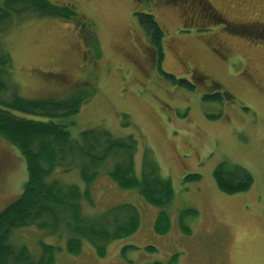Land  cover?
<instances>
[{
	"label": "rangeland",
	"instance_id": "1",
	"mask_svg": "<svg viewBox=\"0 0 264 264\" xmlns=\"http://www.w3.org/2000/svg\"><path fill=\"white\" fill-rule=\"evenodd\" d=\"M51 1L73 6L77 23L15 21L0 40L12 61L1 98L88 95L79 113L65 121L72 123L70 138L98 126L116 137L134 134L136 176L149 149L170 183L172 201L167 219L156 226L159 209L108 177L116 160L110 158L90 187L94 207L83 202V214L109 219L116 216L113 207L131 204L140 217L135 233L111 242L102 257L86 242L71 255L64 238L31 227L15 233L11 243L23 244L38 260L41 243L54 247L50 264H169L173 257V264H264V36L252 37L264 28V0ZM201 1L249 36L217 24L200 10ZM135 12L153 15L165 34L160 63L155 48L151 62L141 57L144 38ZM159 65L194 89L173 84ZM193 72L206 79L189 81ZM215 93L229 99L207 97ZM223 162L248 170L252 186L220 192L213 171ZM188 175L200 177L188 182ZM54 177L85 187L78 169L57 170ZM26 179L20 152L0 136V211L22 193Z\"/></svg>",
	"mask_w": 264,
	"mask_h": 264
},
{
	"label": "trees",
	"instance_id": "2",
	"mask_svg": "<svg viewBox=\"0 0 264 264\" xmlns=\"http://www.w3.org/2000/svg\"><path fill=\"white\" fill-rule=\"evenodd\" d=\"M137 17L160 63L164 57L163 30L153 15L140 13ZM27 18L78 21L71 5L57 6L51 0H0V40L15 21ZM216 22L221 26L226 25L220 17H217ZM228 27L232 33L249 36L239 26L231 28L228 24ZM11 67V57L2 44L0 93L7 91L3 77L10 73ZM158 71L173 84L194 89L190 82L164 73L160 65ZM191 80L198 81L199 77L192 74ZM207 97L213 101L229 99L224 93ZM88 98V95L79 93L61 99H27L14 93L12 98L4 100L0 96V136L20 152L27 172L22 193L0 211V264L53 262L56 250L52 246L41 243L43 258L38 260L23 244L15 246L11 243L15 233L30 227L64 238L66 249L71 255H78L86 242L100 257L111 242L135 233L139 228L140 217L138 210L131 204L113 207L116 216L109 219L83 214V202L94 207L90 187L99 174V168L110 158L116 160L108 177L121 190H135L148 204L159 209L156 226L167 219V207L172 201L170 183L160 176L149 149H144L140 177L136 176L134 155L138 140L134 134L116 137L108 129L98 126L82 132L78 139L70 138L68 126L72 123L67 124L65 121L77 115ZM128 125L123 123V126ZM76 169L85 185L83 190L54 177L57 170L70 172ZM199 177L188 175L185 181L198 180ZM213 180L217 189L224 194L247 191L253 184V177L248 170L225 162L214 169ZM161 232L166 231L161 229ZM148 249L155 250L151 247ZM174 262L175 257L169 264Z\"/></svg>",
	"mask_w": 264,
	"mask_h": 264
},
{
	"label": "flooded vegetation",
	"instance_id": "3",
	"mask_svg": "<svg viewBox=\"0 0 264 264\" xmlns=\"http://www.w3.org/2000/svg\"><path fill=\"white\" fill-rule=\"evenodd\" d=\"M198 3V2H197ZM198 7L200 8V10H202V12H204V13H207V14H209V15H211L212 16V19L216 22V19H217V17H219L218 16V14L213 10V8H212V6H210L209 4H207L205 1H201V2H199L198 3ZM202 7V8H201ZM200 13V14H203V13ZM137 14H140V13H137V12H135V15L137 16ZM138 18V17H137ZM138 21V20H137ZM191 22H193V21H190L189 23L191 24ZM217 23V22H216ZM139 24V23H138ZM140 26V25H139ZM187 26V24L186 23H184L183 24V27H186ZM225 29H228L229 30V27H228V24L226 23V25H222ZM258 29H263V31H261V33L260 34H252L253 36L252 37H254V38H261V37H263L264 36V28H258ZM139 31L141 32V34H143L142 36H143V38H144V40L142 39V41H143V44L142 45H139L138 46V48L139 47H141V57L143 58V59H148V57H149V61L151 62V60H152V58H153V56H154V46L153 45H151V44H149V42L148 41H150L149 40V38H148V36H147V34H146V32H145V30L140 26V28H139ZM256 35V36H255ZM221 46V48L223 47L222 45H220ZM218 50V49H217ZM132 61H134V60H132ZM134 63H137V62H134ZM193 75H197L198 77H199V80L198 81H204L206 78H205V76H202L201 74H199L198 72L196 73V72H193L192 73ZM191 74V75H192ZM191 75L189 76V78H190V81H193V80H191ZM215 87H217L218 89H220L219 88V86H217V85H214ZM212 95V94H211Z\"/></svg>",
	"mask_w": 264,
	"mask_h": 264
}]
</instances>
